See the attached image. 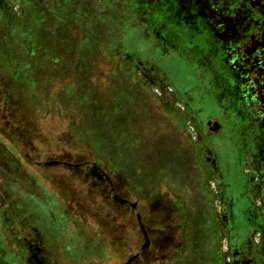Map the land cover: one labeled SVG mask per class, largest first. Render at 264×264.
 Listing matches in <instances>:
<instances>
[{"label":"rangeland","instance_id":"obj_1","mask_svg":"<svg viewBox=\"0 0 264 264\" xmlns=\"http://www.w3.org/2000/svg\"><path fill=\"white\" fill-rule=\"evenodd\" d=\"M9 5L0 2V264H28L29 241L47 264H214L213 197L185 122L158 101L179 94L200 120L214 111L191 68L147 37L124 0ZM118 56L152 64L162 84L143 86ZM217 133L209 141L240 245L250 231L238 214L242 168ZM93 165L126 204L86 184L79 171ZM141 224L174 241L147 245Z\"/></svg>","mask_w":264,"mask_h":264},{"label":"flooded vegetation","instance_id":"obj_2","mask_svg":"<svg viewBox=\"0 0 264 264\" xmlns=\"http://www.w3.org/2000/svg\"><path fill=\"white\" fill-rule=\"evenodd\" d=\"M125 1L135 7L147 37L155 39L165 54L180 56L204 96L214 104V111L200 120L198 114L203 109H194L179 94L169 103L158 100L169 114L185 122L182 127L191 123L197 130V140L188 139L196 151L202 181L213 197L216 243L212 262L264 264V0ZM0 2L10 10V0ZM135 68L143 86L162 84L152 64L139 62ZM220 131L227 132L242 168L243 180L237 189L247 205L238 214L250 231L240 245L235 243L237 235H232L236 232L235 202L224 196L225 186L218 179L219 168L209 141L210 134ZM79 174L111 203H127L118 185L97 165ZM168 220H174L172 213ZM140 227L147 245L156 242L164 248L174 241L171 229L161 242L154 240L146 225ZM26 247L28 264H47L39 243L29 241Z\"/></svg>","mask_w":264,"mask_h":264},{"label":"trees","instance_id":"obj_3","mask_svg":"<svg viewBox=\"0 0 264 264\" xmlns=\"http://www.w3.org/2000/svg\"><path fill=\"white\" fill-rule=\"evenodd\" d=\"M125 1V0H124ZM125 6H126V8L131 12V13H133L134 15H135V11H136V9H134L135 7L134 6H132L131 4H129L128 2H126L125 1ZM139 22H140V20H138ZM141 23V22H140ZM117 59L119 60V62H120V64H121V66L122 67H125V65L128 63V68H127V70H128V72L129 73H133V75H135L136 73H137V70H136V68H135V64L133 63L134 62V59H137V60H139V62L141 61L140 60V58H131V57H129V56H118L117 57ZM128 61V62H127ZM138 62V63H139ZM137 64V63H136ZM143 64H145V62L143 63ZM138 74V73H137ZM146 86V85H145ZM98 166V165H97Z\"/></svg>","mask_w":264,"mask_h":264},{"label":"built area","instance_id":"obj_4","mask_svg":"<svg viewBox=\"0 0 264 264\" xmlns=\"http://www.w3.org/2000/svg\"><path fill=\"white\" fill-rule=\"evenodd\" d=\"M159 90H157L158 92ZM161 95V94H159ZM187 132H188V135L189 137L192 139V140H197L198 138V133H197V130L195 128V126L191 123H187Z\"/></svg>","mask_w":264,"mask_h":264}]
</instances>
